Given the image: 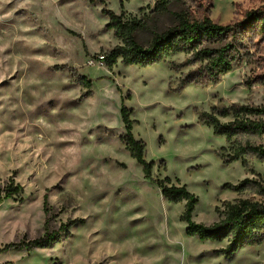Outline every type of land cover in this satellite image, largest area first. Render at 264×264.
Wrapping results in <instances>:
<instances>
[{
	"label": "rangeland",
	"instance_id": "374dc122",
	"mask_svg": "<svg viewBox=\"0 0 264 264\" xmlns=\"http://www.w3.org/2000/svg\"><path fill=\"white\" fill-rule=\"evenodd\" d=\"M156 1L0 0V247L82 220L50 246L0 252V264H264V241L228 257L216 253L227 240L189 235L181 220L185 201L165 198L120 139L127 106L132 131L155 162L153 175L198 197L195 221L215 222L224 201L260 198L225 184L264 182V160L225 163L217 151L226 137L200 122L197 110L219 101L264 103V34L252 32L247 58L214 83L178 89L181 73L170 62L183 54L146 67L119 60L109 69L102 53L120 40L106 28L103 9L148 17L136 33L145 44L154 30L174 23L169 14H151ZM263 6L264 0H183L171 9L228 25ZM80 76L92 79L91 96L81 98ZM10 183L23 191L7 198Z\"/></svg>",
	"mask_w": 264,
	"mask_h": 264
},
{
	"label": "trees",
	"instance_id": "16d2710c",
	"mask_svg": "<svg viewBox=\"0 0 264 264\" xmlns=\"http://www.w3.org/2000/svg\"><path fill=\"white\" fill-rule=\"evenodd\" d=\"M104 3V0H100ZM173 2L183 0H157L151 14H169L174 23L167 28L154 30L147 43H141L136 33L148 25L149 18H127L124 11L117 13L104 8L103 13L108 17L107 29H113L120 40L111 50L102 53L103 62L112 69L119 60L125 65L149 66L160 63L178 54H183V61L172 60L171 69L180 72L178 89L197 83L208 84L217 82L221 75L239 66L248 56L250 34L259 30L264 34V6L246 12L243 20L234 24L222 25L205 16L195 19L187 8L172 10ZM188 68V71L184 69ZM54 69L60 70V66ZM77 73L75 69L71 70ZM79 82L86 88L81 98L91 96L92 79L80 76ZM122 119L126 133L120 136L131 156L142 166L146 178L153 180L161 189L162 195L172 202L185 201V210L181 220L187 224L189 235H198L202 240L220 242L227 240L228 244L217 249L216 253L232 256L240 248L259 244L264 241V182L246 177L238 183H226L225 186L236 192L250 190L260 198H239L235 201H224V211L219 218L211 223L198 222L193 219V211L198 203V197L188 190L187 185L173 182L170 177L163 179L153 175L154 161L146 159V143L137 139L132 131L134 120L132 111L122 107ZM198 119L204 125L211 127L215 134L226 137V145L218 151L225 163L245 160L247 156L264 160V143L260 138L264 135V103H240L230 105L219 101L209 110H197ZM23 191L20 184L10 183L4 189L5 197H13ZM46 214L45 226L49 222L48 201H44ZM80 219H73L62 224L59 229L46 232L44 235L31 240L11 242L0 247V252L8 249L47 247L61 240L62 235L69 234L71 226Z\"/></svg>",
	"mask_w": 264,
	"mask_h": 264
},
{
	"label": "built area",
	"instance_id": "2783aa9c",
	"mask_svg": "<svg viewBox=\"0 0 264 264\" xmlns=\"http://www.w3.org/2000/svg\"><path fill=\"white\" fill-rule=\"evenodd\" d=\"M100 60L103 61V55L101 56V59Z\"/></svg>",
	"mask_w": 264,
	"mask_h": 264
}]
</instances>
